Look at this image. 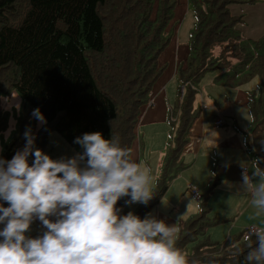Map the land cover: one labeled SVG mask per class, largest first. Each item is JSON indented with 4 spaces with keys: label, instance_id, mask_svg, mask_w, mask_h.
<instances>
[{
    "label": "trees",
    "instance_id": "obj_1",
    "mask_svg": "<svg viewBox=\"0 0 264 264\" xmlns=\"http://www.w3.org/2000/svg\"><path fill=\"white\" fill-rule=\"evenodd\" d=\"M239 1L243 0L189 1L194 4L196 21L187 61L179 67L186 89L177 101L174 145L157 179L153 199L135 213L141 219L187 164L180 157L198 115L193 109L194 93L206 70L223 69L216 77L234 86L259 75L248 103L253 117L249 144L256 157H264V33L257 39L241 36L235 25L242 15H232L228 9L229 3ZM177 2L0 0V93L15 89L26 103L21 130L0 156L10 160L23 148L28 114L35 108L47 120L43 126L30 120L35 146L41 150L50 129L59 132L76 152L81 148L73 141L86 132H100L105 139L118 137L120 146L130 150L141 107L150 100L164 68L160 55L173 36L169 23ZM260 166L264 168V163ZM217 181L214 176L201 194L200 213L177 223L176 247L188 264H246L248 245H255V238L246 241L242 232L221 242L205 234L207 199ZM127 198L117 203L121 211ZM43 231L29 236L36 238Z\"/></svg>",
    "mask_w": 264,
    "mask_h": 264
},
{
    "label": "clouds",
    "instance_id": "obj_2",
    "mask_svg": "<svg viewBox=\"0 0 264 264\" xmlns=\"http://www.w3.org/2000/svg\"><path fill=\"white\" fill-rule=\"evenodd\" d=\"M12 99L21 111L18 98ZM31 115L39 125L47 124L39 108ZM23 137V148L10 160L0 156V201L8 204L0 203V264H188L176 247L175 225L152 214L143 219L133 212L120 215L122 197H130L126 205L147 206L155 193L151 169L121 147L118 137L86 132L73 141L81 151L59 159L35 146L30 126ZM261 163L264 157L253 160L251 172L241 165L239 186L251 195L253 218L264 215ZM37 219L45 231L26 236ZM252 237L255 245L249 243L244 260L264 264V226L252 225L244 239Z\"/></svg>",
    "mask_w": 264,
    "mask_h": 264
},
{
    "label": "crops",
    "instance_id": "obj_3",
    "mask_svg": "<svg viewBox=\"0 0 264 264\" xmlns=\"http://www.w3.org/2000/svg\"><path fill=\"white\" fill-rule=\"evenodd\" d=\"M189 1L190 0H178L177 6L175 5L174 7V14L179 18V21L176 25L169 24L173 30V36L160 55V62L164 64V68L152 87L150 100L142 105L139 114L136 130H141L143 132V138L140 139L137 134L132 142L130 151L133 154V158L145 166H148L150 163L152 151H154L153 149L158 147L159 150H162V147L165 146L163 140L159 139V141H156L157 137L153 136V131L161 130V134L164 133L162 127L166 125V122L173 126H171V133H173L176 127L175 124L178 118L176 101L181 97L178 99L175 98V87L178 82L181 83V86L183 84L185 85L179 76V67L181 64L185 65L187 61L190 51L189 45L196 21V19L190 16ZM228 9L232 15H242V21L235 26L243 38L257 39L264 33V0L231 2L228 4ZM259 81V75H254L250 80L238 86L226 84L228 86H226V92L222 97H218V93H215V95H208L206 92H204V95L201 94L202 99H208L210 101L211 111L207 113L202 112L192 123V132L190 133V138L185 144V147L189 146V144L192 146L188 149L184 148L183 151L187 152L188 155H193L191 161H188L189 163L187 162V164L171 178L158 202L150 207V214L154 215L159 220H163L169 226L175 225L177 227V223L196 214L197 206L200 210L199 204H197L199 199L194 197L190 191V186H195L201 193L211 179L217 176L218 181L212 188L209 194L210 197L208 196L210 198L209 201L213 203L216 202V204L220 206L222 213L217 214L224 215L225 218L230 216H232V218L236 216L237 218H234V223L231 224V228L225 231L223 235H219V232L216 233L215 231L217 230L213 231L210 229V237L216 240H225L230 237L232 233H235V229L238 233L234 235L240 236V231L248 224L261 226L262 220L257 221L259 217L253 218L256 210L251 205V195L240 190L239 184L242 181L241 165L243 164L240 163L238 170L236 169V171H233L226 165L222 166L221 162L222 154L225 153H230L231 155L236 153V155L240 156L242 159L248 157L246 147L240 137V132H232L231 129L227 127L226 130H224V136L219 137L213 154L208 153L207 150H202L206 131L208 132L210 129L219 130L217 128H220L225 123L234 124V120H237L236 115L238 114L236 113V107L247 105L249 92L257 89ZM181 86L179 87L180 91ZM184 91H181L182 95ZM203 108H207V105L204 104L200 110ZM220 116H225L226 118L224 119L222 117L223 123L216 126L215 120ZM229 116L232 118H229ZM173 122H175V124H173ZM206 146L209 147L208 144H206ZM141 147H143L142 152ZM160 153H162V151H160ZM201 158L203 160H201ZM215 158L218 160V167L221 175L215 173ZM212 168H214L213 175H210L211 177L207 179V175L211 174ZM247 168L249 172H251L252 166L251 170L250 166ZM178 189L181 192V197H186L184 203H190L191 201V204L186 206L181 214L175 215L171 213V211L173 208H178L179 205L177 203H171L170 207H164L162 206V198L168 195L169 191L172 190L174 193V191ZM245 213L246 215H251L247 218L246 222L241 219Z\"/></svg>",
    "mask_w": 264,
    "mask_h": 264
},
{
    "label": "rangeland",
    "instance_id": "obj_4",
    "mask_svg": "<svg viewBox=\"0 0 264 264\" xmlns=\"http://www.w3.org/2000/svg\"><path fill=\"white\" fill-rule=\"evenodd\" d=\"M177 6V5H176ZM190 6V16H192L194 19L195 18V11H194V4L192 2L189 3ZM179 21V18H177L175 16V14L173 15V18L171 19L169 24H173L176 25L177 22ZM173 31V30H172ZM223 73V69L220 68H215V69H208L206 70V72L202 75L199 83L197 84V89L194 93V100H193V109H195L196 112L199 111L200 115L202 112H209L211 111L210 107H211V103L208 99H202L201 94L204 95V92H206L208 95H212L215 93H218L219 95H217L218 97H222V95L226 92V89L228 85H226L222 79H218L217 77L215 78V76H217V74ZM213 79V81H212ZM181 86V83L178 82L177 86L175 87V98H179L182 96L181 91L179 90V87ZM183 93V92H182ZM253 93L252 91L249 92L248 98L250 100V98L252 97ZM17 97L19 102H20V107H21V111L17 112L15 109V103L17 102L16 100H13L12 97ZM3 98H8L11 103H6L5 100ZM176 99V100H177ZM175 100V101H176ZM249 100L247 102V105L244 106H237L236 107V113H238L236 115L237 120H234V124H228L225 123L223 126H221L220 128H217L219 130H214V129H210L208 130V132L206 131V136L204 137V142L202 144V150L206 151L210 154H213L214 150H215V145L219 140V137L224 136V133L226 130V128L228 127V129H231L232 132H240V137L241 140L243 141V144L246 147V152H247V156L248 157H244V159H242L240 156H237L236 153H234V155H231L230 153H225L222 154L221 157V162H222V166L226 165L228 166L229 169L236 171V169L238 170L239 164L242 163L243 166L245 167H249L250 166V170H251V166H252V161L255 160L257 157L256 155H254L251 151H250V144L249 143V132L251 130V126L253 123V117L250 113V109H249ZM178 101V100H177ZM176 101V102H177ZM262 101L264 102V88H262ZM207 105V108H203L202 110L201 107L203 105ZM26 107V103L24 98L22 97V95L15 89H12L9 92H5V93H0V155L1 153L4 151L5 145L11 140L12 136L19 132L21 130V125L22 123L25 121V118L23 116V111L24 108ZM8 109V110H6ZM204 110V111H203ZM32 109L30 110L29 114H28V118H27V124L25 126L26 127L30 126V120H33L36 122V125L38 124V121L32 117ZM241 114V115H240ZM197 115V116H198ZM224 119L226 118L225 116H222ZM228 117V116H227ZM231 116H229L230 118ZM232 118V117H231ZM212 119V118H210ZM171 124L166 122V125H164V127H162V131H164V133L161 134V130H157V131H153V136L157 137L156 141L159 139L163 140L165 142V146L162 147V150H159L158 147L156 148H152L154 151H152V156L150 158V163L147 167H149L151 169V173L153 176V191L155 189V187L157 186V179L159 178V176L162 174V169L167 161V158L169 156L170 153V148H172L173 146V140H174V131L173 133H171ZM173 127V126H172ZM214 127V126H211ZM14 129V130H12ZM216 129V128H215ZM11 131V135L6 137V134ZM192 132V130L190 131V133ZM140 139L143 138V132L140 130H136L135 132V136H137ZM167 141V144H166ZM206 144H208L209 147L206 146ZM249 148V149H248ZM143 151V147H141V152ZM160 151H162V153H160ZM43 152L47 153L48 155H50L53 159H59L60 157L66 156V157H71L76 153V150L70 145V143L68 141H66V139L56 130L54 129H50L47 134H46V139H45V145L43 148ZM165 153V156H164ZM193 155H188L187 152H183L181 154V159L183 162H190L191 158ZM217 158H215V163H214V167H215V173H217L218 175L220 174V170L218 167V160H216ZM201 160H203L201 158ZM188 162V163H189ZM213 169H211V174L207 175V179H209L211 176L213 175ZM212 181V179H211ZM211 181L208 183V185L206 186L205 189L202 190L201 194L204 195L205 191L210 187ZM193 185V184H192ZM242 195V194H240ZM210 197V196H209ZM207 199V204L209 206L208 212L205 213V221L207 222L206 224V232L205 234L207 236H209V238L212 240V238L209 235V230H217L215 231L216 233L219 232V235H223V233L225 231H228L231 228V224H233L234 222V218L236 216H234L232 218V216L228 217L227 220L225 221H221V219L224 217V215H219L217 213H222V211L220 210V206L216 204V202H210L209 198ZM186 197H181V192L180 190H176L173 191H169L168 195H165L164 198H162V206L164 207H170L171 203H177L179 205L178 208L174 209L171 211V213L175 214V215H179L181 214L184 209L186 208V206H189L191 204L189 202L184 203ZM130 199V197L127 198V200ZM201 202L202 199L199 200L197 202V204H199V208L197 206V212L195 215L199 214L201 211ZM142 204H133L131 206L126 205L125 203L123 204L122 207V214L121 215H126L128 212H133L134 214L138 211L139 207ZM256 210V209H255ZM221 211V212H220ZM148 214L151 213V209L148 210V212H146ZM251 216L249 215H245L241 217V219H243L244 222L247 221V218ZM237 218V217H236ZM50 219H54V217H50ZM262 220V223L260 224L261 226H264V215H262V217L260 216L257 221ZM256 221V220H255ZM250 225V224H248ZM246 225V226H248ZM256 225V224H255ZM244 226V228L246 227ZM259 226V225H258ZM3 228V225H0V229ZM43 228L41 222L37 219L34 220V222L31 224L29 231L26 233V236H29L31 233H34L36 231H39ZM210 230V231H211ZM237 230L235 229L234 232H236ZM243 229L240 231L242 232ZM235 233H232L230 235V237H235ZM2 239V238H0ZM216 240V239H213ZM216 241H225V240H216Z\"/></svg>",
    "mask_w": 264,
    "mask_h": 264
},
{
    "label": "built area",
    "instance_id": "obj_5",
    "mask_svg": "<svg viewBox=\"0 0 264 264\" xmlns=\"http://www.w3.org/2000/svg\"><path fill=\"white\" fill-rule=\"evenodd\" d=\"M184 90H185V85L183 84V85L181 86V91H184ZM222 123H223V118H222V116L216 118V120H215V125H216V126H219V125H221ZM191 146H192V145L189 144V146L185 147V149H188V148L191 147ZM241 170H242V167H241ZM190 191L192 192V194L194 195L195 198L199 199V198L201 197V193L198 191V189H197L195 186H190ZM252 225H254V224H250V225L246 226V227L243 229V231H242V238H243V239H244V237H245L246 235L249 234ZM256 226H257V227H260V226H258V225H256ZM244 240H245V239H244Z\"/></svg>",
    "mask_w": 264,
    "mask_h": 264
}]
</instances>
